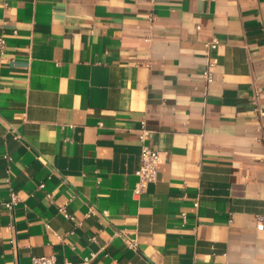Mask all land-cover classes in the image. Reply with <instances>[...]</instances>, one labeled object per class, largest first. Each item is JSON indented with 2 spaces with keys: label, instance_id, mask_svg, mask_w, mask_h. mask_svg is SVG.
I'll return each mask as SVG.
<instances>
[{
  "label": "crops",
  "instance_id": "1",
  "mask_svg": "<svg viewBox=\"0 0 264 264\" xmlns=\"http://www.w3.org/2000/svg\"><path fill=\"white\" fill-rule=\"evenodd\" d=\"M0 38V264H264V0H0Z\"/></svg>",
  "mask_w": 264,
  "mask_h": 264
},
{
  "label": "built area",
  "instance_id": "2",
  "mask_svg": "<svg viewBox=\"0 0 264 264\" xmlns=\"http://www.w3.org/2000/svg\"><path fill=\"white\" fill-rule=\"evenodd\" d=\"M196 28L199 29L198 26ZM3 44L4 41L0 38V46H3ZM216 45L217 40L215 38L211 39V41L206 44L207 51L214 49ZM213 67V63H208L202 72V78L206 84H209L214 80L212 72ZM151 134L152 132L147 129L145 121H140L139 127L137 129V140L140 144V164L135 173L137 177L133 188V194L135 196H139L144 193L147 186L157 180L158 167L160 164V153L158 150L153 149L147 142ZM39 188H43V184H40ZM18 202V196L15 193H10L7 201L0 202V208L4 207L9 211H13ZM59 210L63 214L65 219L73 220V216L70 215L64 208H61ZM94 212V209L90 208L87 214H93ZM256 229L264 230V215H259L256 217ZM30 262V264H57L54 256L52 255L32 257Z\"/></svg>",
  "mask_w": 264,
  "mask_h": 264
}]
</instances>
